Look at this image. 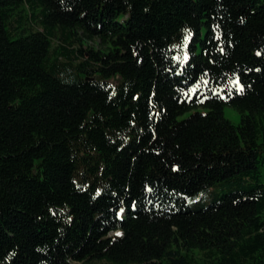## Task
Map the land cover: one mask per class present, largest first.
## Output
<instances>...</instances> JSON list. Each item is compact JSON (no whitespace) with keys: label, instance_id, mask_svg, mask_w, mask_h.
I'll return each mask as SVG.
<instances>
[{"label":"trees","instance_id":"16d2710c","mask_svg":"<svg viewBox=\"0 0 264 264\" xmlns=\"http://www.w3.org/2000/svg\"><path fill=\"white\" fill-rule=\"evenodd\" d=\"M0 264H264V0H0Z\"/></svg>","mask_w":264,"mask_h":264},{"label":"rangeland","instance_id":"374dc122","mask_svg":"<svg viewBox=\"0 0 264 264\" xmlns=\"http://www.w3.org/2000/svg\"><path fill=\"white\" fill-rule=\"evenodd\" d=\"M224 116H225L226 119H228L234 125H237L238 122H239L238 113L235 110H233V109H231L229 107H226L224 109Z\"/></svg>","mask_w":264,"mask_h":264},{"label":"snow or ice","instance_id":"6c2138e0","mask_svg":"<svg viewBox=\"0 0 264 264\" xmlns=\"http://www.w3.org/2000/svg\"><path fill=\"white\" fill-rule=\"evenodd\" d=\"M185 59H187V57H185ZM238 83V82H237ZM241 91L243 90L242 88L240 89ZM117 235L119 236L120 235V233H117Z\"/></svg>","mask_w":264,"mask_h":264}]
</instances>
